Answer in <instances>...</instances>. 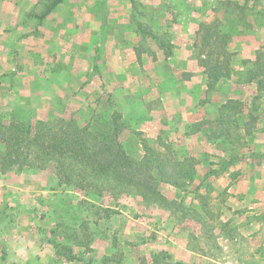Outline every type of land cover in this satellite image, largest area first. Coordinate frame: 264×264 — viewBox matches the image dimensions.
<instances>
[{
  "label": "rangeland",
  "instance_id": "1",
  "mask_svg": "<svg viewBox=\"0 0 264 264\" xmlns=\"http://www.w3.org/2000/svg\"><path fill=\"white\" fill-rule=\"evenodd\" d=\"M217 10L216 25L199 24L204 33L198 56L207 60L210 99L218 91L223 102L210 103L217 107L213 119L193 127H204L202 146L162 140L178 156L198 160L185 190L159 184L177 204L144 203L120 192L84 196L57 185L52 164L0 172V264H264V88L248 80L257 52H264V0H219ZM153 35L148 41L172 53L175 37ZM81 104L79 113L65 106L40 121L74 118L98 129L120 111L110 95L85 96ZM9 119L0 115V124ZM124 125L123 146L140 157L141 142L150 139L132 131L127 138ZM101 204L107 215L95 214Z\"/></svg>",
  "mask_w": 264,
  "mask_h": 264
},
{
  "label": "crops",
  "instance_id": "2",
  "mask_svg": "<svg viewBox=\"0 0 264 264\" xmlns=\"http://www.w3.org/2000/svg\"><path fill=\"white\" fill-rule=\"evenodd\" d=\"M54 1L0 0L3 118L47 121L65 106L79 113L82 97L110 95L127 138L132 131L151 143L169 136L203 145L204 127H193L213 119L217 107L210 103H222L223 94L209 97L199 24H217L219 0H57L42 15ZM137 22L155 35L175 37L172 53L164 57Z\"/></svg>",
  "mask_w": 264,
  "mask_h": 264
},
{
  "label": "trees",
  "instance_id": "3",
  "mask_svg": "<svg viewBox=\"0 0 264 264\" xmlns=\"http://www.w3.org/2000/svg\"><path fill=\"white\" fill-rule=\"evenodd\" d=\"M57 2L48 4L42 15L50 12ZM136 27L142 36H154L146 24L137 22ZM162 49L164 57L169 56L170 50L164 46ZM248 80L264 88V52H257ZM124 126L119 110H114L98 129H92L89 123L81 125L74 118H60L52 124H43L40 120L32 124L11 118L0 124V143H4L0 151V172L43 170L52 164L57 185L80 190L84 196L101 197L105 192L115 197L120 192L139 197L144 203L176 205L161 193L159 184L185 190L196 172L198 160L193 156H178L162 141L157 145L141 142L143 153L134 157L122 143ZM100 206L95 214L102 211L107 215L109 208ZM182 210L196 212L194 208L182 207Z\"/></svg>",
  "mask_w": 264,
  "mask_h": 264
}]
</instances>
